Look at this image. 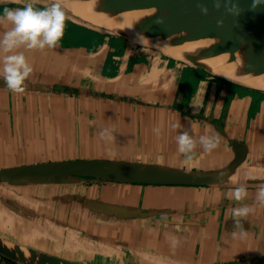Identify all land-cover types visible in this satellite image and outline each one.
<instances>
[{"label": "crops", "instance_id": "1", "mask_svg": "<svg viewBox=\"0 0 264 264\" xmlns=\"http://www.w3.org/2000/svg\"><path fill=\"white\" fill-rule=\"evenodd\" d=\"M24 5L0 0V15ZM8 27L0 25V35ZM72 29L77 35L62 37L56 48L17 50L33 68L22 94L0 77V169L103 159L213 172L235 158L233 140L247 145L248 158L214 186L0 182V236L81 264H264V206L255 203L264 182L263 92L239 96L232 83L203 69L131 40L124 46L123 37L66 16L63 32ZM193 103L202 107L194 112ZM102 128L113 130L111 139L100 138ZM182 131L216 135L219 145L211 153L198 145L188 160L175 141ZM239 185L248 191L243 204L256 209L242 218L245 239L233 238L231 213L244 205L227 196ZM169 235L179 238L178 247Z\"/></svg>", "mask_w": 264, "mask_h": 264}, {"label": "water", "instance_id": "2", "mask_svg": "<svg viewBox=\"0 0 264 264\" xmlns=\"http://www.w3.org/2000/svg\"><path fill=\"white\" fill-rule=\"evenodd\" d=\"M114 2L115 4L125 2L136 4L131 12H138V17L145 19L139 26L140 29L150 27L158 17L164 19L171 16L170 25L152 31L149 35L153 40H149L145 45L154 47L172 57H177L191 66L203 69L216 78L264 93V90L213 73L195 55L182 50L186 43L199 45L209 41L212 44L206 53H221L237 46L245 54V66L255 64L264 67V5L259 6L253 12L248 10L252 0H240V6L244 11L238 17H234L225 11V0H221L219 10L213 7V0H114ZM198 4H204L208 7L207 16L201 13L197 7ZM218 19H223L222 27H218ZM88 24L90 23L88 22ZM105 31L128 38L131 41H135L136 38L122 32ZM174 34L179 36L170 38ZM157 42H159L158 45ZM176 49L180 51L176 53ZM231 143L235 158L225 168L213 172L189 171L117 160L88 159L3 168L0 169V182L12 186H23L62 183L71 178H88L123 184L221 185L229 181L246 162L249 155V148L246 144L237 140H233ZM221 172L226 173L223 182L217 180V176ZM123 215H131V213ZM0 257L16 264H81L30 248L2 236H0Z\"/></svg>", "mask_w": 264, "mask_h": 264}, {"label": "clouds", "instance_id": "3", "mask_svg": "<svg viewBox=\"0 0 264 264\" xmlns=\"http://www.w3.org/2000/svg\"><path fill=\"white\" fill-rule=\"evenodd\" d=\"M38 0H29L22 8H7L3 9V14L0 15V25L7 23L10 25L2 35H0V53L5 55L0 58V77L3 78L6 88L13 93L22 94L25 91L24 82L33 72L32 66L27 62L22 51H17L21 47L28 50H44L52 49L59 46V42L63 36L64 22L66 19L65 12L62 7L61 0H54L52 4L37 9L34 4ZM264 5V0H252L248 7L249 11L255 12L259 6ZM197 7L205 16L208 15V7L204 4H198ZM213 7L219 10L221 8V0H213ZM225 11L234 17H238L244 11L240 6V0H225ZM157 25L165 23L162 17L155 20ZM224 24L223 19L217 20L218 27ZM135 42L141 45L143 50L145 44L149 42L148 38L143 33H136ZM159 42H157V45ZM194 112L198 111L202 104H192ZM179 124H173L175 130L179 128ZM153 132L159 137L160 129L153 128ZM101 139H111L113 130L108 128L102 129L99 132ZM177 150L184 155L186 159L191 160L195 149L199 145L204 152L211 153L219 145V137L212 134L200 135L198 138L190 135L188 131L180 132L176 137ZM226 173L221 172L217 176V180L223 182ZM250 179H255L250 178ZM228 199L235 202L238 206L231 210L234 220V239H245L247 231L243 228L242 218L246 219L250 214L255 212L254 207L243 204L248 197L247 187L239 185L227 193ZM255 203L264 206V182L257 185L255 194ZM163 219L166 221V214ZM170 246L176 248L180 244V240L175 235L167 237Z\"/></svg>", "mask_w": 264, "mask_h": 264}, {"label": "bare ground", "instance_id": "4", "mask_svg": "<svg viewBox=\"0 0 264 264\" xmlns=\"http://www.w3.org/2000/svg\"><path fill=\"white\" fill-rule=\"evenodd\" d=\"M47 1L52 2V3L54 2V0H47ZM61 2H62V6H64L68 11L78 14V13H82L81 11L84 10L86 11V14L90 13V17H88V20L93 26H96V27H99L105 30H109V31L126 33L129 35L135 36V37H136L137 32L143 33V35L147 37L148 40H153L149 35L152 31L156 29H162L170 25V23L172 22L171 16H170V17L164 18L165 23L163 25H157L156 23H154L150 27L140 29L139 26L144 22L145 19L139 18L138 12L137 13L131 12V9L136 5L133 2L116 3V4L114 0H61ZM177 36L179 35L174 34V35H171L170 38H175ZM211 44H212L211 41L206 42V43H201L199 45L186 43L182 47V50L195 55L205 67H207L210 71H212L213 73L217 75H220L224 78H228L233 81L245 84L250 87L264 90V67L263 66L259 67L255 64L251 66H245V54L243 50L237 46H234L233 48L229 50H225L221 53H206L208 48L211 46ZM178 51L177 49L175 50L176 53ZM128 124H129V120H128ZM5 159H6V156H5Z\"/></svg>", "mask_w": 264, "mask_h": 264}, {"label": "rangeland", "instance_id": "5", "mask_svg": "<svg viewBox=\"0 0 264 264\" xmlns=\"http://www.w3.org/2000/svg\"><path fill=\"white\" fill-rule=\"evenodd\" d=\"M18 2V3H28L29 2V0H11V2ZM39 2H44V3H47V4H52V2H49V1H47V0H38ZM63 7V10H64V12H65V16H68L69 17V19H72V20H77V21H82V22H89L90 23V21L88 20V17H90V13H88V14H86V11H84V10H82L81 12L82 13H78V14H76V13H74V12H71V11H68L64 6H62ZM17 8H19V7H17ZM87 22V23H88ZM91 24V23H90ZM77 35V32H76V30H74V29H72V30H67L66 32H63V36L62 37H75ZM14 188H12V189H10V190H13ZM8 192H10L11 193V191H8ZM9 193V194H10ZM12 194V193H11ZM5 221H6V217H5V219H4ZM0 222H1V220H0ZM14 228H15V230L16 229H18V230H20V233H21V231H23V229L20 227V228H18V224L17 223H15V225H14ZM9 233V235H10V237H14L13 236V234H14V232H13V234L12 233H10V232H8ZM15 233H16V231H15ZM19 233V232H18ZM15 237H17V236H15ZM44 239V238H43ZM59 240H61V239H59ZM39 241V240H38ZM62 242H64V240H61ZM39 244H42L41 242L39 243ZM42 245H44V244H42ZM51 250L50 251H52V250H55V247L53 246V245H51ZM60 254H64L63 252H61ZM65 255H66V252H65Z\"/></svg>", "mask_w": 264, "mask_h": 264}, {"label": "trees", "instance_id": "6", "mask_svg": "<svg viewBox=\"0 0 264 264\" xmlns=\"http://www.w3.org/2000/svg\"><path fill=\"white\" fill-rule=\"evenodd\" d=\"M122 38V37H120ZM118 37V40L120 41V39ZM128 41H130V39L128 38H122V42L124 44V46H126L128 44ZM135 45H138V46H141L139 43H136L135 41H133ZM124 46H121V47H124ZM144 48H147V49H150V50H154V52H156L157 50L154 48V47H150V46H147L145 45ZM231 88V91L235 93H238L239 96H245L246 94H249V93H253V91H251L250 89H247V88H244V87H241V86H238V85H235V84H231L230 86ZM264 94V93H263ZM11 264H16L12 261H9Z\"/></svg>", "mask_w": 264, "mask_h": 264}, {"label": "built area", "instance_id": "7", "mask_svg": "<svg viewBox=\"0 0 264 264\" xmlns=\"http://www.w3.org/2000/svg\"><path fill=\"white\" fill-rule=\"evenodd\" d=\"M0 264H11V263L9 262V260L0 257Z\"/></svg>", "mask_w": 264, "mask_h": 264}]
</instances>
